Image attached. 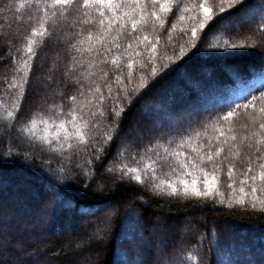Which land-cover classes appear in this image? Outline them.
Wrapping results in <instances>:
<instances>
[{"label":"trees","instance_id":"16d2710c","mask_svg":"<svg viewBox=\"0 0 264 264\" xmlns=\"http://www.w3.org/2000/svg\"><path fill=\"white\" fill-rule=\"evenodd\" d=\"M19 2L0 0V73L9 77L16 49L26 44L25 37L35 26L16 23L21 15L15 12ZM199 3L181 0L179 8L167 16L164 29L157 25L153 32L149 25L133 34L148 35L152 43L159 37L151 63V44L137 45L130 39L106 53V63L102 62V45L91 53L76 51L72 45L85 39L91 27L80 23L78 4L55 27L49 23L52 35L33 58L21 110L15 121H0V264H189L184 259L189 252L197 254V264H264V212L248 205L250 197L245 205L228 203L232 190L227 187V168L229 164L235 167V199L241 195L239 180L248 167L249 150L242 148L238 160L230 156L224 160L234 151L232 143L259 130L258 123L252 125L250 119L264 102L257 101L256 108H241L230 118L235 142L223 144L225 136L233 133L228 132L229 122L222 119L237 104H247L264 92V34L256 31L264 22V0H245L238 10L204 32L199 31L198 22L203 18ZM185 6L190 11L181 13ZM181 14L184 20L179 19ZM24 18L27 20L26 15ZM173 23L177 26L169 35ZM224 25L228 26L226 34L221 32ZM192 27L198 29L199 39L192 36ZM224 35L233 43L248 37L247 43L254 46L223 47ZM128 43L133 47L125 54ZM87 44L85 40V45L77 47L83 49ZM113 56L122 57L119 69L110 63ZM129 60L144 67L134 64L129 70ZM153 66L155 76L150 75ZM105 72L108 75L102 79ZM141 75L146 77L143 87H139ZM97 85L100 93L93 92ZM73 95L78 97V105L91 98L92 104L84 111L97 113L92 118L95 127L89 129L90 143L81 146L78 154L52 152L19 132L34 113H47L52 105H63L67 112L71 107L68 98ZM114 109H122L119 116ZM213 125L225 136L214 131ZM197 132L204 134L195 141L196 146L204 145L202 151L207 152L209 144L213 152L224 147L216 158L217 163L223 161L219 188L225 194L224 203L219 196L157 195L148 181L140 184L107 171L121 151L130 164L132 155L155 158L156 152L164 154L161 146L175 149ZM106 134L112 139L104 142ZM192 143L178 151L195 157ZM149 148L153 151L147 152ZM206 170L212 171L211 167ZM202 180L201 176L197 185L201 190Z\"/></svg>","mask_w":264,"mask_h":264},{"label":"snow or ice","instance_id":"6c2138e0","mask_svg":"<svg viewBox=\"0 0 264 264\" xmlns=\"http://www.w3.org/2000/svg\"><path fill=\"white\" fill-rule=\"evenodd\" d=\"M181 0H82V4L79 0H21L18 5L15 6V12L21 14L16 23H34L35 26L31 28L30 36H26V44L21 45L16 49L17 56H13L11 67V76L6 73H0V92L4 95L0 96V121L12 122L17 118L18 112L21 110L22 101L25 98L26 91L29 88V75L32 70L33 58L37 56V49L41 47L44 40L52 35L48 25L51 23L55 27L59 20L65 19L69 8L74 5H79L78 12L80 23L83 25H90L87 36L85 39H80L77 44H73L72 47L76 51L93 52L96 45H102L105 49L104 63L107 61L106 53L111 52L113 48H121L120 41L130 39L137 45L139 44H151V55L148 57L149 63L155 58L157 44L159 43V37L156 42L152 43L148 35H144L142 38L133 35L138 31H145L147 26H152V31H156L158 25L160 29H164L167 22V16L173 11V8H179ZM245 0H200L199 8L202 12L203 18L199 20V31L204 32L212 25L219 24L220 21L233 11L239 9L244 5ZM151 6V7H149ZM158 6V10H157ZM196 7L192 5V9ZM181 13L190 11L188 6H185L180 10ZM42 15H37V13ZM25 15L27 20H25ZM194 18V17H193ZM180 20H184L185 16L181 14ZM130 26V27H129ZM176 24L173 23L171 29H169V35L171 31L175 30ZM11 25H9V28ZM2 30V26H0ZM228 30V26L224 25L221 32L225 33ZM83 31V29H81ZM257 32L264 34V22H262ZM192 36L199 39L198 29L196 27L191 28ZM80 33L78 32L77 35ZM220 33H217V37ZM39 37V41L36 39ZM85 40L88 44L85 48L81 49L77 45H85ZM248 37H245L239 43L230 42L229 38L224 35L223 44L221 46L228 48H244L253 47L251 43H247ZM110 45V47H109ZM214 46V45H213ZM133 47V43H128L124 49L125 54ZM185 49L181 46L180 55L183 56ZM135 55H141L140 52H136ZM121 56H113L110 63L115 68L121 67ZM134 64H140L139 61L129 60L126 67L131 70ZM157 68L152 67L150 75L155 76ZM108 73L105 72L104 76L107 77ZM122 73L116 77V82H121ZM129 78L132 76V72L128 73ZM146 81V77L140 76L139 87H143ZM100 86L97 85L94 89V93H100ZM108 91L111 92V85L108 86ZM83 95V93H80ZM71 103V107L64 111L63 105H52L47 110V113L36 112L32 117L19 128V132L29 140L39 143L41 145H47L49 150L58 153L78 154L81 146H87L90 143L89 129L90 125L95 127L92 123V118L96 116V112L90 114L85 113L84 109L92 104L91 98H87L85 101H81L77 104L78 97L73 95L68 98ZM99 100H104L103 95L99 96ZM264 102V92H261L260 96H253L247 104H237L236 108L229 111L222 119L229 122L228 132L232 135L225 136V133L221 128L213 125V130L220 133L221 136H225L223 144H228L229 141H237V136L234 133V129L231 126L230 118L238 115V110L248 109L249 107L256 108V102ZM99 107V105H97ZM115 115L119 116L122 109H114ZM255 115H251L250 123L255 125L258 123L259 130L251 132L250 135H244L240 137L239 143H232L228 156L224 157V160H228L229 156L232 159L238 160L242 154V148L246 147L249 150V163L246 170L242 173L243 179L239 180V192L240 196L232 199V195L235 194L236 188L233 187L235 181L233 176L235 174V167L229 164L227 168V177L229 183L227 187L232 190L229 196V206L232 205H245L247 203L253 209H257L264 212V106L256 108ZM100 115H104L101 111ZM70 117V119H69ZM247 128L248 125H245ZM204 135L197 132L195 136L182 140L175 149H171L165 146L164 154L156 152L155 158L150 155L141 156L139 159L135 155H132V163H126V152L121 151L118 153L116 161L112 167L108 168V172H115L121 175L123 178L131 179L137 183L144 184L145 181L149 182L151 187L157 195H164L170 197H195L198 199H208L213 196H219L220 202L224 203L225 194L219 188L221 183L220 176L223 173V161L216 162V158L221 156L224 152V147L219 146L215 148L213 152L211 150V144H209V150L207 152L202 151L203 144L199 146L195 145L197 137ZM112 136L106 134L104 142L110 141ZM218 139V138H217ZM193 142L191 146L192 152L196 153L193 157L179 149H183L186 144ZM95 146V145H93ZM99 151V149H97ZM153 149H147V152H152ZM180 156H185L186 159H178ZM255 157V159H251ZM71 157H65L70 159ZM175 161V163H173ZM91 164L92 161H87ZM163 166H167V170H163ZM255 166V167H254ZM158 167L161 170L158 172ZM206 167H211L212 171L206 170ZM258 169V171L256 170ZM60 171H63L61 168ZM255 172V174H252ZM186 176H191L189 181ZM203 177V190L197 185L200 181V177ZM182 186V187H180ZM249 188L250 192L245 191V188ZM259 193L260 195H257ZM189 264H197V254L189 252L184 258Z\"/></svg>","mask_w":264,"mask_h":264}]
</instances>
